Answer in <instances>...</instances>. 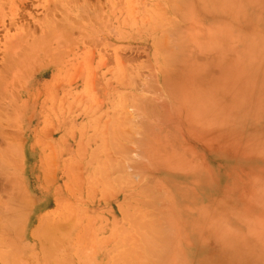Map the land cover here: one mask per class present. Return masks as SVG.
Wrapping results in <instances>:
<instances>
[{
	"label": "rangeland",
	"instance_id": "obj_1",
	"mask_svg": "<svg viewBox=\"0 0 264 264\" xmlns=\"http://www.w3.org/2000/svg\"><path fill=\"white\" fill-rule=\"evenodd\" d=\"M0 264H264V0H0Z\"/></svg>",
	"mask_w": 264,
	"mask_h": 264
},
{
	"label": "bare ground",
	"instance_id": "obj_2",
	"mask_svg": "<svg viewBox=\"0 0 264 264\" xmlns=\"http://www.w3.org/2000/svg\"><path fill=\"white\" fill-rule=\"evenodd\" d=\"M167 43H168V42H167ZM167 43H166V44H167ZM6 143H7V142H6ZM9 159H10V158H9Z\"/></svg>",
	"mask_w": 264,
	"mask_h": 264
}]
</instances>
